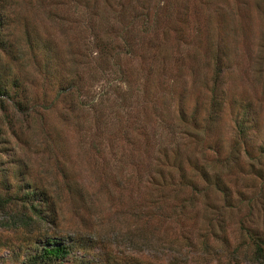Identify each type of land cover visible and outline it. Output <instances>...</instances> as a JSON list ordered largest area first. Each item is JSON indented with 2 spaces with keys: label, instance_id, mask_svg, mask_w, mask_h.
I'll use <instances>...</instances> for the list:
<instances>
[{
  "label": "rangeland",
  "instance_id": "1",
  "mask_svg": "<svg viewBox=\"0 0 264 264\" xmlns=\"http://www.w3.org/2000/svg\"><path fill=\"white\" fill-rule=\"evenodd\" d=\"M0 3V70L34 109L7 98L16 124L0 114V264H22L45 236L76 245L49 264H264L252 243L264 240V0Z\"/></svg>",
  "mask_w": 264,
  "mask_h": 264
},
{
  "label": "trees",
  "instance_id": "2",
  "mask_svg": "<svg viewBox=\"0 0 264 264\" xmlns=\"http://www.w3.org/2000/svg\"><path fill=\"white\" fill-rule=\"evenodd\" d=\"M2 2V0H0ZM7 14L5 13L4 10V5L2 3H0V49L1 50H10V43L7 40ZM23 37H25V42L27 44V48L29 50H31L32 48L36 47V49L40 48L39 45V41L36 37L32 36L31 33L26 32V34L23 35ZM47 67L49 66V63L45 64ZM219 73H220V69L216 68L214 71V80H213V87H212V97H211V106H210V114H209V118L210 120L213 119L216 114L217 111L219 109V96L216 95L215 93V89L217 88L218 84V77H219ZM14 78H18L17 76H15ZM13 79V78H12ZM14 80V81H13ZM13 84L14 86H17V80L13 79ZM11 79L10 77H6V74L3 70H0V114L4 115L7 117L6 119V123L8 124V126H14L17 122H13V117L17 114H15L13 112L12 117H9L5 112L7 111V109H9V104L6 102L7 98H14V100H12V110L15 112H18V114H24V113H28L31 110H34L33 108H27L23 102L24 96L27 97V93L24 91V93L19 97H15L13 94H11V90L13 89L11 87V83H10ZM14 90V89H13ZM179 116L180 119L182 121H187L188 117H190V119H194L193 122H196L197 120H195L196 115L195 114H190L187 115V112L185 111V108L183 106H181L179 108ZM188 116V117H187ZM240 132L242 133L243 136H245V131L243 130V128H240ZM209 148L210 145H208ZM236 147L237 144L233 143V145L230 147V152L232 151V148H234V150L236 151ZM262 148V151H264V147H260ZM214 151H219L218 148L213 147ZM173 160V166H176L177 170L179 171V182L176 183L175 185H179V186H184L187 184L188 180L192 179L191 177H188L185 173V170L182 168L181 165V161L178 155L174 154L172 157ZM196 168L197 165H195ZM169 172V171H168ZM159 174L160 179L161 178H168L169 174L166 175V172L163 171V169L159 168L157 170V172ZM200 175L202 176L203 180L207 183H213L214 185H216L218 190H221L225 195L228 196V189L229 186L227 184H223L222 180H221V176L220 172L215 171L214 173L204 164V166L200 168ZM171 176V175H170ZM190 178V179H189ZM191 183L192 188L195 190L196 185L193 181H189V184ZM8 189V187H7ZM18 190L22 191V195L24 197V195H28L30 194V189H24L22 187L18 188ZM33 192H35V190L33 189ZM194 192V191H193ZM10 193L7 191L5 192H1L0 191V206H5L6 205V201H8V195ZM41 200V199H39ZM31 205H33V201L31 200L30 202ZM46 238V242L40 245H34L35 249L33 251H31L30 253H28V255H26V257L23 259L22 264H49V263H55V262H61L65 259V257L68 256V254L70 253L71 249L76 246L73 245L74 241L71 238H68V243L63 241L62 239H60L61 237H56V236H45ZM252 243L253 245V260L259 263L264 262V240L258 236H254L253 237V241Z\"/></svg>",
  "mask_w": 264,
  "mask_h": 264
}]
</instances>
